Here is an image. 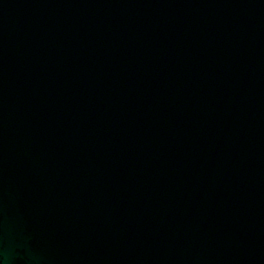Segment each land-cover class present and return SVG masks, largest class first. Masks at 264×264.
<instances>
[{"label": "water", "instance_id": "water-1", "mask_svg": "<svg viewBox=\"0 0 264 264\" xmlns=\"http://www.w3.org/2000/svg\"><path fill=\"white\" fill-rule=\"evenodd\" d=\"M3 1L5 2L6 5L10 7L11 11H8L0 7V17L2 18L0 25H2L3 27L2 29L6 31H11V32L14 31L12 35L20 37V38H27L28 36L32 35L31 28L34 29V27L31 24H28V27L23 25V17H25L29 21L28 16L22 14L26 12L25 8H28V7H23L25 4L21 3L22 0H3ZM19 7H22L23 9H19ZM14 11H18L19 13H15ZM4 37L9 39V36H4ZM28 41H29L28 42L29 45L41 49V47L38 46V42L35 39V37L29 39ZM95 50H97L96 47H95ZM3 66L6 68L11 67L7 63H3ZM8 170L11 171L12 169L10 168ZM8 170H6L5 172L8 173ZM211 174L214 176V181L216 183L218 181L226 180L225 173L223 171H220V169L219 170L214 169V171L211 170ZM22 237L24 236H21V238L20 237L14 238L13 236L9 235L7 237L8 238L7 241L0 243V261H4V264H36L33 256H31L28 259L27 255L26 257H24L21 254L20 250L26 247V244L24 243V240L22 239ZM0 239H2L1 235H0ZM63 247L64 245H58L55 250L50 251V256L55 262H58V259L61 257V253L63 254V251L61 250ZM26 249L28 248L26 247ZM58 263L62 264L60 262ZM50 264H54V263H50Z\"/></svg>", "mask_w": 264, "mask_h": 264}, {"label": "clouds", "instance_id": "clouds-1", "mask_svg": "<svg viewBox=\"0 0 264 264\" xmlns=\"http://www.w3.org/2000/svg\"><path fill=\"white\" fill-rule=\"evenodd\" d=\"M0 264H4V261H0Z\"/></svg>", "mask_w": 264, "mask_h": 264}]
</instances>
